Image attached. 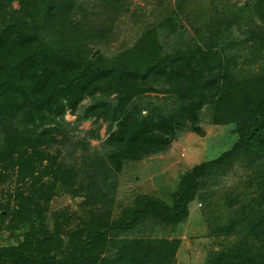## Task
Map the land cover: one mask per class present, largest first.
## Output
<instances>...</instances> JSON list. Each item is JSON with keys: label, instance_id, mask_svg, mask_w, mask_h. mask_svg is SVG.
Wrapping results in <instances>:
<instances>
[{"label": "trees", "instance_id": "obj_1", "mask_svg": "<svg viewBox=\"0 0 264 264\" xmlns=\"http://www.w3.org/2000/svg\"><path fill=\"white\" fill-rule=\"evenodd\" d=\"M125 1L0 0V193L10 198V190L3 187L11 183L15 165V185L30 184L28 195L17 188L12 197L18 206L10 217L15 221L9 223L12 232L20 218L34 224L46 211L56 186L75 182V165L65 164L62 156L73 137L59 124L63 121L60 117L66 109L75 110L82 100L97 92L100 96L96 100L101 98L106 107L98 112L110 118L111 123L117 121L118 135L108 145V153H97L83 162L86 171L114 159L120 164L132 147L140 157L151 151L152 144H159L161 137L153 125L155 116L142 115L140 110L133 113L135 107L147 106L144 94L151 91L165 93L181 106L213 104L212 124L232 125L238 137L232 151L223 157L234 152L248 154L246 151L251 150L255 164H264L257 155L258 149L264 147V76L251 83H231L228 60L236 58L234 33L227 30L212 35L206 29L188 39L185 31L177 32L178 26L173 22L176 20L168 16L158 28L139 35L132 46H120L110 55L95 54L89 44L96 42L97 34L106 38L109 33L107 28L93 24L101 21L98 16L105 11H110V16L119 13ZM93 8L100 9L98 14ZM220 17L219 28L241 19L253 30H246L252 44L264 41V33L254 27L255 19L264 25V0L241 7L230 4ZM164 28L169 29L163 38L172 39L167 44L161 39ZM156 117L160 119L158 114ZM188 122L192 125L197 121ZM53 134H60L63 139L57 141ZM76 143L83 150L89 146L84 138ZM52 148L54 152L49 153ZM42 160L48 164L41 166ZM203 166L184 175L181 189L175 191L173 207L162 199L138 195L119 221L102 225V233L82 240L78 235L85 230H76L69 242L73 250L63 261L43 251L30 250L28 241V245L0 248V264H174L180 241L168 240V230L180 229L183 224L187 207L194 200L192 187L202 180ZM262 168L259 177L264 186ZM224 175L225 171H219L215 183ZM42 176L49 179L44 184H40ZM32 191L37 192L36 197L30 196ZM7 214V209L0 212V218ZM158 230L163 233L154 238L153 233ZM107 233L113 237L119 234L123 239L107 240ZM48 237L51 236L45 238ZM104 244L110 245L111 256L98 261ZM253 263L264 264V254Z\"/></svg>", "mask_w": 264, "mask_h": 264}, {"label": "rangeland", "instance_id": "obj_2", "mask_svg": "<svg viewBox=\"0 0 264 264\" xmlns=\"http://www.w3.org/2000/svg\"><path fill=\"white\" fill-rule=\"evenodd\" d=\"M255 1L258 0H126L121 11H116V17L110 16V11L98 16L101 21L93 25L107 28L109 36L105 38L97 34L98 39L89 46L95 54H113L120 46L124 49L132 46L139 35L158 28L160 22L170 16L176 20L173 22L178 26L177 32L185 31L188 39L206 29L212 31V35L227 30L234 33L235 49L232 51L236 58L228 60L231 83H251V80L264 76V41L252 44L253 40L246 30H253L241 19L231 21V26L222 28H219V21L221 11L224 12L228 5L249 6ZM99 10L93 8L96 14ZM106 16L109 19L104 20ZM255 20L254 27L264 33V25ZM168 29H160L163 44L172 40L163 38ZM214 49L218 51L219 48ZM99 96L97 92L93 97H86L75 110L66 109L64 115L59 116L63 120L59 124H63V129L69 130L73 137L70 147L62 151V156L65 164L75 165V182L68 186H56L46 211L40 215L42 219L38 216L32 224L20 218L12 232L10 217L18 209L12 197L17 188L28 195L27 185H30L26 182L15 185L18 175L15 165L11 183L3 187V190H10V198L0 193V212L4 213L6 209L8 212L6 218H0V248L28 245L30 241L27 246L30 250L43 251L63 261L73 250L69 242L76 230H85L78 235L82 240L102 233V225L119 221L124 209L131 207L138 195L162 199L173 207L175 191L181 189L184 175L204 165L202 180L192 187L194 200L187 207L183 224L180 229L168 230V240L180 241L174 264H254L253 261L264 254V186L259 177L264 164H255L251 150L246 151L248 154L234 152L223 157L237 143L236 128L232 125H213V104L209 102L200 107H187L165 93L146 92L147 106H137L133 113L140 110L142 115L155 116L153 125L161 137L159 144H152L151 151L140 154V157L134 153L132 145L128 158H123L120 164L114 159L110 164L86 171L83 165L97 153H108V145L118 135L117 121L111 123L110 118L98 112L106 108L101 98L96 100ZM157 114L160 119H157ZM193 120L197 122L190 125L188 121ZM45 126L52 127L50 124ZM35 134H38L37 131ZM53 135L57 141L63 139L60 134ZM83 138L89 143L84 150L80 143H76ZM48 152L53 153L54 148L48 149ZM70 152L72 154L68 155ZM257 155L264 163V147L258 149ZM40 164L45 166L48 163L42 160ZM222 170L225 175L215 183L214 177ZM48 180L42 176L40 184ZM36 194L32 191L30 196L36 197ZM11 222L15 224L14 220ZM29 225L31 229L24 230ZM162 233L155 232L153 237ZM109 235L107 233V240L123 239L119 234L115 237ZM109 249L108 244L102 246L98 261L110 258Z\"/></svg>", "mask_w": 264, "mask_h": 264}]
</instances>
